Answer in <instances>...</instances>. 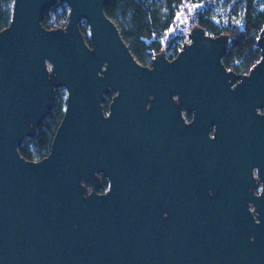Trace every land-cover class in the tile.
<instances>
[{
  "label": "water",
  "instance_id": "obj_1",
  "mask_svg": "<svg viewBox=\"0 0 264 264\" xmlns=\"http://www.w3.org/2000/svg\"><path fill=\"white\" fill-rule=\"evenodd\" d=\"M57 1L67 22L47 29L41 13ZM106 2L13 0L0 31V264H264V27L246 74L222 63L228 35L200 26L172 60L142 65ZM59 87L49 153L27 160L18 148ZM180 109L193 111L188 190L172 187L171 160L152 144Z\"/></svg>",
  "mask_w": 264,
  "mask_h": 264
},
{
  "label": "trees",
  "instance_id": "obj_2",
  "mask_svg": "<svg viewBox=\"0 0 264 264\" xmlns=\"http://www.w3.org/2000/svg\"><path fill=\"white\" fill-rule=\"evenodd\" d=\"M188 2L200 4L189 17L190 29L200 26L211 36L227 34L229 43L222 58L223 65L235 73H248L260 58L256 42L264 27V0H107L104 11L117 26L135 59L142 65H149L158 52H165L169 59H173L186 42L184 35L181 36L177 31L172 33L179 19H185ZM12 3L13 0H0V31L9 24ZM59 4L56 2L41 13L43 27L54 29L65 26L67 13L55 16L49 13ZM218 5H230L236 20L231 17L225 20L222 16L214 18L210 10ZM80 28L84 34L86 29L81 25ZM107 104H103L105 111ZM64 107L65 99L60 98L41 122L36 134L19 146L22 157L38 161L48 155ZM106 185L103 180L99 192H104Z\"/></svg>",
  "mask_w": 264,
  "mask_h": 264
},
{
  "label": "flooded vegetation",
  "instance_id": "obj_3",
  "mask_svg": "<svg viewBox=\"0 0 264 264\" xmlns=\"http://www.w3.org/2000/svg\"><path fill=\"white\" fill-rule=\"evenodd\" d=\"M173 103L175 105L178 104L176 96H173ZM256 111L258 114H263L262 108L260 109L258 108ZM179 117L180 120L172 117L171 122H169L167 126L164 127L160 126L161 129L163 130L162 133L165 137V140L157 139L155 143L153 142L152 144L153 147L155 148L157 147V149L160 150L161 153L167 155L171 160V168L173 171L172 187L174 189L188 190L191 183L190 174L193 172L191 171V156H190L191 134H192L191 123L193 120V111L187 110L186 112L184 109H180ZM159 132H161V130L156 127V134H158ZM213 134H214V126L210 125L207 131V137L212 139ZM223 160H224L223 155L219 152H216L215 157L209 155L208 152L205 153L206 164L209 165L216 164L217 167L223 168ZM252 176L253 178L257 179L256 167L252 169ZM103 180H105L108 185L106 178L101 176L102 185H103ZM107 185L105 190L107 189ZM261 188H262V183L256 181L253 192L255 194H259ZM211 190L212 188L208 189L209 192Z\"/></svg>",
  "mask_w": 264,
  "mask_h": 264
},
{
  "label": "rangeland",
  "instance_id": "obj_4",
  "mask_svg": "<svg viewBox=\"0 0 264 264\" xmlns=\"http://www.w3.org/2000/svg\"><path fill=\"white\" fill-rule=\"evenodd\" d=\"M57 2H60V4L58 6H56V8H54L53 10L49 11V13L52 16H55L56 14H61L63 12H65V13L68 12V6L65 2H61V1H57ZM188 5H189V9L184 14L185 19H182V18L179 19L178 26L175 29V31L180 33L181 36L186 35L190 31L189 17L192 16L194 11H196L200 7V4H192L191 2H188ZM210 12L214 18L222 16L223 19H225V20L229 19L230 17L232 20H234V21L236 20V14L233 12V9L230 8V5H218L217 7L212 8L210 10ZM187 15H189V16H187ZM80 25L86 29V32L84 33V37L87 40L88 31H87L86 23L84 21H81ZM186 42H187V39H186ZM113 94H114L113 92H109V93L105 94L103 104L109 102L111 97L113 96ZM60 98H62V99L66 98V90L63 87H59L55 90V99H54L55 103H54V105L56 104V102ZM27 139H30V138H26L24 141H26Z\"/></svg>",
  "mask_w": 264,
  "mask_h": 264
},
{
  "label": "built area",
  "instance_id": "obj_5",
  "mask_svg": "<svg viewBox=\"0 0 264 264\" xmlns=\"http://www.w3.org/2000/svg\"><path fill=\"white\" fill-rule=\"evenodd\" d=\"M175 29H176V27L174 28V30H173V33L172 34H175ZM185 37H186V35H184Z\"/></svg>",
  "mask_w": 264,
  "mask_h": 264
}]
</instances>
